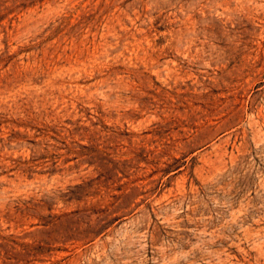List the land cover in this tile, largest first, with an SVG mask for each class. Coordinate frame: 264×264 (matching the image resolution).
Listing matches in <instances>:
<instances>
[{
  "label": "rangeland",
  "instance_id": "obj_1",
  "mask_svg": "<svg viewBox=\"0 0 264 264\" xmlns=\"http://www.w3.org/2000/svg\"><path fill=\"white\" fill-rule=\"evenodd\" d=\"M262 229L264 0H0V264H264Z\"/></svg>",
  "mask_w": 264,
  "mask_h": 264
},
{
  "label": "bare ground",
  "instance_id": "obj_2",
  "mask_svg": "<svg viewBox=\"0 0 264 264\" xmlns=\"http://www.w3.org/2000/svg\"><path fill=\"white\" fill-rule=\"evenodd\" d=\"M262 232L264 231L263 229L261 230ZM264 235V234H263ZM263 237V236H262ZM264 242V241H263ZM264 244V243H263ZM264 246V245H263ZM260 247V246H259ZM262 248V247H261Z\"/></svg>",
  "mask_w": 264,
  "mask_h": 264
}]
</instances>
